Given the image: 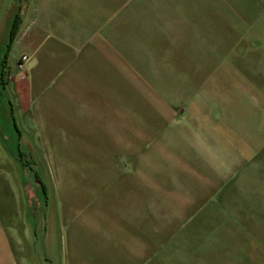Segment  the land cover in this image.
Segmentation results:
<instances>
[{"label":"rangeland","instance_id":"obj_1","mask_svg":"<svg viewBox=\"0 0 264 264\" xmlns=\"http://www.w3.org/2000/svg\"><path fill=\"white\" fill-rule=\"evenodd\" d=\"M114 7L135 51L130 107L66 108L71 85L47 68L32 97L26 52L8 72L28 84L6 224L32 264H264V0Z\"/></svg>","mask_w":264,"mask_h":264},{"label":"crops","instance_id":"obj_2","mask_svg":"<svg viewBox=\"0 0 264 264\" xmlns=\"http://www.w3.org/2000/svg\"><path fill=\"white\" fill-rule=\"evenodd\" d=\"M116 2L0 0L5 14L0 17V24L4 23L6 27L7 22L10 29L0 66V110L2 112L4 102L6 115L9 110L14 125L10 128L0 120V264H32L31 253L25 246L29 243L24 236L19 242L18 231L6 224L14 217V212L7 202L9 188L3 178L8 172L10 143L18 142L23 136L17 103L23 105V90L28 84L25 80L22 88L23 81L18 80L10 86L8 72L16 70L19 56L26 52L31 55L26 62V70L31 74L32 97L39 77L47 68L50 75L53 71L54 77H63L64 83L71 85L67 90L69 95L65 97L66 108L113 110L120 106L130 107L128 91L130 88L135 90L137 65L134 49L128 39L121 36L124 21L119 18L120 7H114ZM17 14V33L11 39ZM9 130L18 132V137L14 136L16 133L9 137ZM20 146H17L16 156L23 153ZM39 260L36 264H40Z\"/></svg>","mask_w":264,"mask_h":264},{"label":"trees","instance_id":"obj_3","mask_svg":"<svg viewBox=\"0 0 264 264\" xmlns=\"http://www.w3.org/2000/svg\"><path fill=\"white\" fill-rule=\"evenodd\" d=\"M19 14H17L16 18H15V23H13V27L11 29V39H14V36L17 33V27H16V19H18ZM36 175L39 176V178H37V181L41 184L44 185V181L42 180V177L40 175V173L38 171H36Z\"/></svg>","mask_w":264,"mask_h":264},{"label":"built area","instance_id":"obj_4","mask_svg":"<svg viewBox=\"0 0 264 264\" xmlns=\"http://www.w3.org/2000/svg\"><path fill=\"white\" fill-rule=\"evenodd\" d=\"M28 58H29L28 54H22V55L20 56V60H19V62H18V67H19L20 69H25V64H26Z\"/></svg>","mask_w":264,"mask_h":264}]
</instances>
